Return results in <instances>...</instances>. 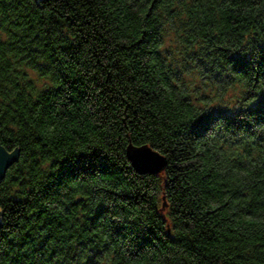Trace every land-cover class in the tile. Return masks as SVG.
<instances>
[{
    "label": "trees",
    "instance_id": "obj_1",
    "mask_svg": "<svg viewBox=\"0 0 264 264\" xmlns=\"http://www.w3.org/2000/svg\"><path fill=\"white\" fill-rule=\"evenodd\" d=\"M0 143V264H264V0H0Z\"/></svg>",
    "mask_w": 264,
    "mask_h": 264
},
{
    "label": "water",
    "instance_id": "obj_2",
    "mask_svg": "<svg viewBox=\"0 0 264 264\" xmlns=\"http://www.w3.org/2000/svg\"><path fill=\"white\" fill-rule=\"evenodd\" d=\"M127 154L133 167L141 174L160 173L168 164L167 157L153 149L148 144L135 145L130 143L127 147ZM18 155V146H15L13 150L8 152L0 143V179L4 176L9 165L13 161L18 160ZM2 225L3 224L0 223V228Z\"/></svg>",
    "mask_w": 264,
    "mask_h": 264
}]
</instances>
